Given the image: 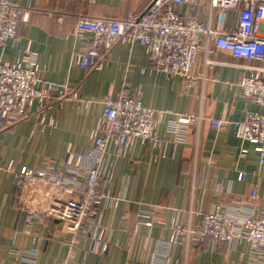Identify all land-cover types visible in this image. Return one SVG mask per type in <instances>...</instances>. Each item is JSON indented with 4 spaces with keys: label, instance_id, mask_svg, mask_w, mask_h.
I'll use <instances>...</instances> for the list:
<instances>
[{
    "label": "crops",
    "instance_id": "0c3cea01",
    "mask_svg": "<svg viewBox=\"0 0 264 264\" xmlns=\"http://www.w3.org/2000/svg\"><path fill=\"white\" fill-rule=\"evenodd\" d=\"M12 1L28 8L31 18L21 26L20 38L0 51L2 61L15 64L29 46L37 54L40 79L74 88L78 98L62 104L54 99L47 106L34 101L26 119L0 131V264H148L158 247L159 253L170 254L172 262L182 261L185 248L169 244L175 224L198 228L204 215L233 205L237 198H248L256 185L264 204V165L255 146L239 139L231 128L216 131L207 121L226 117L237 121L247 111L264 112V106L247 100L238 86L240 77L250 74L249 62L213 53L206 63L201 54L193 73H204V79L185 90L180 78L150 69L143 46L120 42L101 69L85 71L74 52L88 48L91 35L74 33L78 20L124 19L145 10L150 0ZM176 11L189 16L195 9L184 4ZM233 18L234 13L227 23ZM201 19L207 21V16ZM125 90L140 93L146 107L177 114L201 112L206 120L191 126L183 144L139 142L122 157H115L113 144L108 145L103 172L112 173L111 192L120 200L115 207L102 206L108 249L99 258L90 240L71 248L62 224L48 214L53 200L69 195L40 179L18 187L14 173L23 167L64 172L68 147L78 155L92 147L91 132L101 121L104 99ZM157 133L169 139L164 121ZM243 149L245 159L240 158ZM240 172L247 174L245 182L239 180ZM145 222H152V227ZM251 252L247 241L209 240L190 245L186 264H263L254 263Z\"/></svg>",
    "mask_w": 264,
    "mask_h": 264
},
{
    "label": "built area",
    "instance_id": "2783aa9c",
    "mask_svg": "<svg viewBox=\"0 0 264 264\" xmlns=\"http://www.w3.org/2000/svg\"><path fill=\"white\" fill-rule=\"evenodd\" d=\"M184 4L194 8V14L179 15L176 8ZM232 13L235 18L227 23ZM202 15L207 16V21H202ZM30 18L28 8L12 0H0V51L9 41L20 38V28ZM74 33L82 37L91 35L89 47L74 52V59L83 70L101 69L112 48L120 42L138 43L148 53L150 69L180 78L185 90L192 89L198 79H204V73L199 76L193 73L201 54L206 63L207 56L213 53L247 61L251 64L250 74L242 75L238 86L247 100L264 106V0H150L145 10L130 13L124 19L80 18ZM39 72L37 54L29 46L15 64L0 58V131L26 119L34 101L47 106L54 99L62 104L66 99L78 98L74 88L43 82ZM103 104L101 121L91 132L93 146L80 155L68 147L64 172L49 167L37 170L23 167L14 173L18 187L28 180L40 179L68 194L66 199L53 200L48 214L62 224L71 248L79 241L90 240L92 251L99 258L108 249L102 206L108 203L115 207L120 200L111 192L112 173L103 172L108 145L113 144L115 157H122L139 142H152L156 146L168 142L183 144L191 126L206 120L201 112L177 114L146 107L141 103L140 93L131 94L126 90L116 97L108 95ZM163 121L168 140L161 139L157 133ZM207 121L214 130L231 128L239 139L253 144L260 164L264 165V112L247 111L237 121L228 117L207 118ZM246 153L243 149L240 158L245 159ZM8 169L13 171L14 165L9 164ZM247 178L245 172H240L241 182ZM233 202L225 209L218 207L204 215L198 228L173 226L169 244L185 248L182 261L172 262L170 254L159 253L158 247L148 264H186L190 245H202L209 240L228 244L247 241L252 248L253 262L264 264V204L260 202L259 185L248 198ZM145 225L152 227L153 223L145 222Z\"/></svg>",
    "mask_w": 264,
    "mask_h": 264
},
{
    "label": "rangeland",
    "instance_id": "374dc122",
    "mask_svg": "<svg viewBox=\"0 0 264 264\" xmlns=\"http://www.w3.org/2000/svg\"><path fill=\"white\" fill-rule=\"evenodd\" d=\"M3 131V130H2Z\"/></svg>",
    "mask_w": 264,
    "mask_h": 264
}]
</instances>
